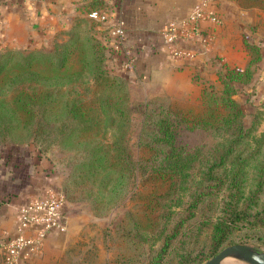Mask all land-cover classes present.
Returning a JSON list of instances; mask_svg holds the SVG:
<instances>
[{
    "label": "trees",
    "instance_id": "trees-1",
    "mask_svg": "<svg viewBox=\"0 0 264 264\" xmlns=\"http://www.w3.org/2000/svg\"><path fill=\"white\" fill-rule=\"evenodd\" d=\"M238 1L243 6L264 9V0ZM104 7L95 0L87 12L110 9ZM84 20L89 21L87 38H82L81 29L74 27ZM96 22L88 15L78 17L70 30L73 34L50 48L0 47L1 143L30 141L42 153L41 143L51 129L58 133L57 137L65 133L68 118L78 116L79 106L69 104L63 88L73 73L86 67L82 53L98 52L94 75L106 77L109 85L125 80V76L105 68L109 48L95 38ZM243 41L250 53L246 66L238 68L221 62L220 88L205 86L194 112L191 106L172 109L163 103H143L144 111L150 109L153 116V131L144 142L152 150L149 167L155 178L166 185L154 194L144 212L148 217L155 216L157 225L152 234L141 230L143 240L158 244L147 264H165L168 259L175 264H199L228 244L264 237V130L258 129L262 113L256 110L248 119L236 97L240 88L253 79L264 57L263 43L249 39L245 33ZM77 63L79 69L74 70ZM107 91L108 96L115 95ZM59 102L62 109L56 112ZM113 105L114 111L123 113L119 102L113 101ZM113 117L111 122L116 125ZM94 123L89 117L78 126ZM18 129L26 133L18 134ZM184 129L207 130L212 139L188 145L181 137ZM72 131L69 133H76ZM115 134L111 148L107 147L109 143L98 141L91 155L77 161L79 168L82 165L90 173L98 171L102 193L121 186L122 177L135 167L134 160L124 152L122 130ZM17 140L22 141L16 143ZM71 141L86 143L81 137Z\"/></svg>",
    "mask_w": 264,
    "mask_h": 264
},
{
    "label": "crops",
    "instance_id": "crops-1",
    "mask_svg": "<svg viewBox=\"0 0 264 264\" xmlns=\"http://www.w3.org/2000/svg\"><path fill=\"white\" fill-rule=\"evenodd\" d=\"M95 0H0V47H41L78 17L86 16ZM109 13L98 25V38L108 46L110 64L123 67L132 59L128 75L143 85L144 96L197 101L204 84L214 81L221 62L244 68L250 53L243 41L260 39L264 54V9L243 6L238 0H98ZM197 7L214 12L215 23L198 21L200 33L178 43L190 49V56H174L164 44L162 31L170 21L183 22ZM124 35L112 33L116 22ZM247 117L262 113L258 129L264 130V57L253 79L237 93ZM50 156L33 143L0 146V245L13 232L17 211L23 202L57 189L62 174ZM65 230L46 232L41 249L27 251L16 264H80V253L71 244L84 225L97 218L66 200L62 207ZM88 212V210H87ZM75 260V261H73ZM83 260V258H82ZM0 264H4L0 258Z\"/></svg>",
    "mask_w": 264,
    "mask_h": 264
},
{
    "label": "rangeland",
    "instance_id": "rangeland-1",
    "mask_svg": "<svg viewBox=\"0 0 264 264\" xmlns=\"http://www.w3.org/2000/svg\"><path fill=\"white\" fill-rule=\"evenodd\" d=\"M88 24L89 21L84 20L74 25L81 29L82 38H87L89 35ZM100 24L98 21L95 24L97 41L98 25ZM70 30L71 28L59 32L49 44L41 47L50 48L57 42L65 41L73 34ZM93 42L89 41V44ZM80 56H84V60L87 62L86 67L73 73L63 88L66 95L64 97L69 100V104L74 102L75 106H79L78 116L72 114L74 117L68 118V127L65 126L67 129L62 136L57 137L58 133L51 129L52 131L45 136L41 143L42 153L50 156L62 174L58 189L65 192V199L75 203L77 207L80 206L82 211H86L87 216L88 214L97 216L96 219L87 222L77 233L76 239L71 244V250L80 254L73 257L77 258L76 260L79 257L80 264H147L158 244L153 245L143 240L141 230L152 234L157 225L156 217L151 215L148 217L144 212L147 204L154 199V194L164 190L166 185L160 179L155 178L149 167L152 150L144 142L149 139V134L153 131V116L150 109L144 111L143 103L147 101L153 105L163 103L172 109L191 106L190 109L194 112L200 105L205 86L213 84L217 90L220 88L222 69L219 64L216 79L203 85L197 101L167 99L160 96H144L143 85L132 81L128 75V69L109 63V50L105 56V68L112 73L126 77L125 80L111 85H109V80H104L106 77L98 78L94 75L98 67V52L90 50L87 55L82 53ZM78 69L79 64L77 63L74 70ZM105 90H109L115 95L108 96L110 93L107 91L104 94ZM119 97H121L120 100H118ZM113 101L119 102V105L123 107V113L114 111ZM61 109L62 103L59 102L55 105L54 110L58 112ZM81 110L84 112V116L86 115L85 117L82 116ZM112 115L117 122L116 125L111 122L110 116ZM89 117L95 122L94 125L78 126L84 118ZM51 126H53V122H51ZM78 129H83V132H78ZM120 129L122 130L121 140L124 152L134 160L135 167L130 170L127 176L122 177L121 186L116 185L115 188L107 189L102 193L98 188V171L90 173L82 165L79 168L77 161L79 157L91 155L92 147L98 145V141L105 145L109 143L107 147L111 148L115 133ZM70 130L76 131V133H69ZM17 133L25 134L26 132L18 129ZM77 137H81L86 143L78 144L71 141ZM181 137L188 145L212 139L209 131L204 129H184ZM19 141L22 140L15 142ZM28 142L32 143L23 141L15 145ZM33 144L37 146L35 143ZM1 145L5 147L12 144L0 142ZM111 154H114V150L111 151ZM245 243L264 250V237ZM237 262H239L238 264H247L240 260ZM165 264H175V261L168 259Z\"/></svg>",
    "mask_w": 264,
    "mask_h": 264
},
{
    "label": "built area",
    "instance_id": "built-area-1",
    "mask_svg": "<svg viewBox=\"0 0 264 264\" xmlns=\"http://www.w3.org/2000/svg\"><path fill=\"white\" fill-rule=\"evenodd\" d=\"M88 17L99 22H107L109 13L102 9H92L87 12ZM218 23L219 17L212 11L197 7L191 16L183 22L170 21L167 28L162 31L165 46L174 56H190V49L184 48L178 42L200 33L198 21L201 18ZM124 24L117 20L116 28L112 30L118 37L124 35ZM132 65L129 59L123 66L128 69ZM65 202L63 193L57 188L48 190L41 196H34L20 204L13 232L0 245V258L4 264H16L20 257L27 251L41 249L46 232L52 228L66 229V223L62 220V207Z\"/></svg>",
    "mask_w": 264,
    "mask_h": 264
},
{
    "label": "water",
    "instance_id": "water-1",
    "mask_svg": "<svg viewBox=\"0 0 264 264\" xmlns=\"http://www.w3.org/2000/svg\"><path fill=\"white\" fill-rule=\"evenodd\" d=\"M227 257L238 259L247 264H264V250L245 242L228 244L199 264H220Z\"/></svg>",
    "mask_w": 264,
    "mask_h": 264
},
{
    "label": "bare ground",
    "instance_id": "bare-ground-1",
    "mask_svg": "<svg viewBox=\"0 0 264 264\" xmlns=\"http://www.w3.org/2000/svg\"><path fill=\"white\" fill-rule=\"evenodd\" d=\"M237 261L239 260L235 258L227 257L220 264H238L239 262Z\"/></svg>",
    "mask_w": 264,
    "mask_h": 264
}]
</instances>
